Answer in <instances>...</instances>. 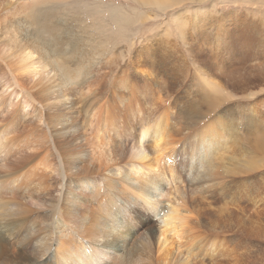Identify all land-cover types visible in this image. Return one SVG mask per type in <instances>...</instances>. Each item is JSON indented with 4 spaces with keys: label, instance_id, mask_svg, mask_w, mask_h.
Segmentation results:
<instances>
[{
    "label": "rangeland",
    "instance_id": "rangeland-1",
    "mask_svg": "<svg viewBox=\"0 0 264 264\" xmlns=\"http://www.w3.org/2000/svg\"><path fill=\"white\" fill-rule=\"evenodd\" d=\"M53 2L62 28L81 24L91 31L78 44L88 53L68 55L72 71L84 73L69 85L78 93L65 111L70 119L85 118L87 148L99 152L95 139L111 126L125 137L136 128L140 136L143 125L154 131L153 121H168L161 147L169 161L161 165L170 173L154 207L158 201L184 209L193 228L181 240L168 239L180 252L175 256L186 264H264V0ZM204 137L217 150L197 170ZM123 138L115 142L126 151L122 162H131L133 142ZM140 213L153 223L163 214Z\"/></svg>",
    "mask_w": 264,
    "mask_h": 264
},
{
    "label": "bare ground",
    "instance_id": "bare-ground-1",
    "mask_svg": "<svg viewBox=\"0 0 264 264\" xmlns=\"http://www.w3.org/2000/svg\"><path fill=\"white\" fill-rule=\"evenodd\" d=\"M51 1L0 0V264H186L168 242L193 230L185 210L158 201L154 207L170 173L161 165L169 161L161 147L169 122L153 121L154 131L143 125L140 136L136 128L128 135L131 162H122L126 151L115 142L116 135L128 136L113 126L95 139L99 152L87 148L85 118L70 119L65 111L73 109L76 91L69 85L84 73L83 67L72 71L68 55L85 54L78 44L91 31L81 24L62 28ZM25 6L32 10L20 13ZM210 137L200 141L207 154L197 155V170L215 152ZM144 208L163 212L159 222L143 216Z\"/></svg>",
    "mask_w": 264,
    "mask_h": 264
}]
</instances>
